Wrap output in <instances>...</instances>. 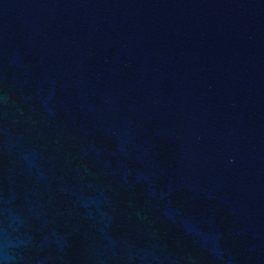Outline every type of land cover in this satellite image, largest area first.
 I'll return each mask as SVG.
<instances>
[{
	"label": "water",
	"instance_id": "95a60500",
	"mask_svg": "<svg viewBox=\"0 0 264 264\" xmlns=\"http://www.w3.org/2000/svg\"><path fill=\"white\" fill-rule=\"evenodd\" d=\"M0 264H264V0H0Z\"/></svg>",
	"mask_w": 264,
	"mask_h": 264
}]
</instances>
